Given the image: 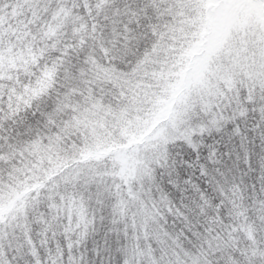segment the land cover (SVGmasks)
<instances>
[{
    "label": "snow or ice",
    "instance_id": "6c2138e0",
    "mask_svg": "<svg viewBox=\"0 0 264 264\" xmlns=\"http://www.w3.org/2000/svg\"><path fill=\"white\" fill-rule=\"evenodd\" d=\"M0 264H264V0H0Z\"/></svg>",
    "mask_w": 264,
    "mask_h": 264
}]
</instances>
